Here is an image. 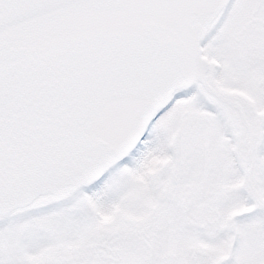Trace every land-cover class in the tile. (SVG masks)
I'll list each match as a JSON object with an SVG mask.
<instances>
[{"label":"snow or ice","instance_id":"6c2138e0","mask_svg":"<svg viewBox=\"0 0 264 264\" xmlns=\"http://www.w3.org/2000/svg\"><path fill=\"white\" fill-rule=\"evenodd\" d=\"M0 264H264V0H0Z\"/></svg>","mask_w":264,"mask_h":264}]
</instances>
